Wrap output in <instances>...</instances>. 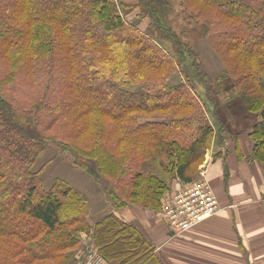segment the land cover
<instances>
[{"label": "trees", "instance_id": "obj_1", "mask_svg": "<svg viewBox=\"0 0 264 264\" xmlns=\"http://www.w3.org/2000/svg\"><path fill=\"white\" fill-rule=\"evenodd\" d=\"M157 3L176 9L182 36L184 25L187 38L209 40L227 94L257 116L249 159L264 173V0H0V264L73 263L82 235L109 264L151 253L118 211L160 212L167 181L191 183L216 135L190 76L170 83L186 60L219 105ZM122 8L148 18L155 39ZM50 142L105 180L111 212L92 221L87 194L68 180L46 188L34 166Z\"/></svg>", "mask_w": 264, "mask_h": 264}, {"label": "crops", "instance_id": "obj_2", "mask_svg": "<svg viewBox=\"0 0 264 264\" xmlns=\"http://www.w3.org/2000/svg\"><path fill=\"white\" fill-rule=\"evenodd\" d=\"M229 133L227 149L217 158L208 157L204 167L214 190L226 188L214 193L218 211L177 236H171L159 212L137 206L118 211L120 218L131 222L152 246L145 258L125 264H264V173L249 159L251 142L250 146L246 142V148L236 134ZM109 208L100 217L111 212V205Z\"/></svg>", "mask_w": 264, "mask_h": 264}, {"label": "rangeland", "instance_id": "obj_3", "mask_svg": "<svg viewBox=\"0 0 264 264\" xmlns=\"http://www.w3.org/2000/svg\"><path fill=\"white\" fill-rule=\"evenodd\" d=\"M133 3V1H129ZM157 9L164 14L165 18L169 21H172L173 30L175 33H180L181 27L175 19L176 17V9L173 12L167 11L166 8L161 6V4L157 3ZM123 13V16L131 23H133L137 28H139L145 34L150 35V37L155 39L154 32L149 24V20L146 17L140 16L138 10L129 11V9H120ZM184 39L182 41H188L189 45L191 46V51L196 54V59L199 61L204 68L207 77L211 80L214 91L216 92L217 102L219 103L218 109L213 107V104L205 94L204 90L199 86V82L197 78L194 76V71L191 66V59L186 60L182 65V68L178 69V74H174L170 80V83H177L181 79H184V74L190 76V81L193 84L192 86L196 89V95L199 97L202 106H203V115L208 119L209 123L214 127L216 131V135L212 140V144L208 152L205 155L204 161L198 165L197 172L194 175V180L197 179V174L200 170H203L206 166V159L209 157L217 158L221 156L224 150L227 149L225 145L228 138H230V133L236 134L240 138V141L246 148L250 146V141L247 140V132L251 129L253 123L257 120V116L252 114L251 112L245 109L243 103L234 98L233 95L227 94V91L230 88V82H223L221 84L222 79L221 77L224 76L223 65L214 53V50L209 42L208 39H200L193 41V38L186 37L185 27L183 25ZM192 39V40H191ZM180 40V39H179ZM163 47L166 51L169 52L170 55H174V50L169 42L163 43ZM218 77L216 81L215 78ZM225 80V79H224ZM218 85V86H217ZM224 128L227 129L228 133L225 134V130L222 131ZM224 133L222 139H217V135ZM229 141V140H228ZM249 142V146L246 145V142ZM226 154H230V152L226 151ZM208 161V160H207ZM34 170H42V177L45 181L46 188H49L56 178L65 179L69 182L74 183L79 189L84 191L89 199V205L91 209V220L100 213L102 214L103 211L110 209V202L108 198H106L103 187L105 180L102 178L98 181H95L89 175H85L79 165L75 156L70 153L64 151L60 146L50 142L49 146L44 153H42L39 157L37 162L35 163ZM168 180V179H167ZM170 187V191L168 193H172L175 189L179 187L183 182L179 181L178 179H170L167 181ZM97 183V184H96ZM211 183V181L209 182ZM223 183V182H222ZM224 184V183H223ZM226 184V182H225ZM97 185V186H96ZM212 185V184H210ZM212 187V186H211ZM214 190V189H213ZM225 192L226 188L220 187L215 191H218V194ZM217 194V193H216ZM215 194V195H216ZM159 216V213H158ZM99 217V216H98Z\"/></svg>", "mask_w": 264, "mask_h": 264}, {"label": "built area", "instance_id": "obj_4", "mask_svg": "<svg viewBox=\"0 0 264 264\" xmlns=\"http://www.w3.org/2000/svg\"><path fill=\"white\" fill-rule=\"evenodd\" d=\"M197 176V179L191 183L179 185L161 202L162 209L159 212V217L166 224L171 236L195 229L218 211V201L213 188L206 179L205 170H200ZM82 238L85 246L83 256L74 264H109L86 241L85 235H82Z\"/></svg>", "mask_w": 264, "mask_h": 264}]
</instances>
